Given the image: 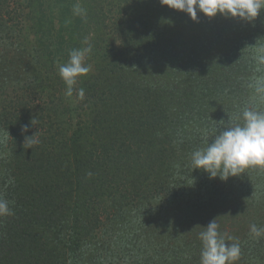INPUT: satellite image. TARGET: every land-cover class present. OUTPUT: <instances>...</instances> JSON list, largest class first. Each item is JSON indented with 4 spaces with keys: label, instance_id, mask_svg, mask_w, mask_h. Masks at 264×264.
<instances>
[{
    "label": "trees",
    "instance_id": "obj_1",
    "mask_svg": "<svg viewBox=\"0 0 264 264\" xmlns=\"http://www.w3.org/2000/svg\"><path fill=\"white\" fill-rule=\"evenodd\" d=\"M89 44L69 96L59 66ZM260 46L264 10L193 20L160 0H0V197L13 212L0 264H200L214 218L240 245L234 264H264L250 232L264 227V167L222 181L190 161L203 132L264 110Z\"/></svg>",
    "mask_w": 264,
    "mask_h": 264
},
{
    "label": "clouds",
    "instance_id": "obj_2",
    "mask_svg": "<svg viewBox=\"0 0 264 264\" xmlns=\"http://www.w3.org/2000/svg\"><path fill=\"white\" fill-rule=\"evenodd\" d=\"M160 3L187 13L193 20L197 19L199 11L208 17L219 13L226 17L252 21L264 10V0H160ZM73 13L85 15L86 10L77 3L73 6ZM91 51L90 44L83 49H72L67 63L59 66V76L67 86V95L72 94L77 77L90 71V65L85 63V58ZM255 60L264 65V46L256 49ZM257 91L264 92V84H261ZM79 94L83 98L82 89ZM228 117L227 123L211 138L207 131L203 132L202 146L191 153L192 168L202 169L210 179L218 177L226 181L230 176L244 173L249 167H264V110L246 106L235 119L229 115ZM27 128L25 125L23 131H27ZM38 143V139L30 140L29 148ZM12 214L9 201L0 197V216ZM203 228L199 233L202 243L200 264H234L241 252L236 238L225 237L218 230L216 218L210 220ZM250 232L254 237L260 238L264 236V227L252 224Z\"/></svg>",
    "mask_w": 264,
    "mask_h": 264
},
{
    "label": "rangeland",
    "instance_id": "obj_3",
    "mask_svg": "<svg viewBox=\"0 0 264 264\" xmlns=\"http://www.w3.org/2000/svg\"><path fill=\"white\" fill-rule=\"evenodd\" d=\"M251 209L249 208L248 211H250ZM223 213V212H222ZM230 219H227V222L224 226V229H225V233H231L234 229V227H230L233 223H231ZM233 234V233H232Z\"/></svg>",
    "mask_w": 264,
    "mask_h": 264
}]
</instances>
